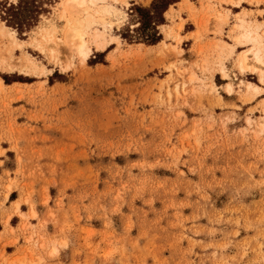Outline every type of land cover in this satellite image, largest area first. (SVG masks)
<instances>
[{"label":"rangeland","instance_id":"374dc122","mask_svg":"<svg viewBox=\"0 0 264 264\" xmlns=\"http://www.w3.org/2000/svg\"><path fill=\"white\" fill-rule=\"evenodd\" d=\"M62 1L0 17V264H264V0H178L156 44L153 0H96L86 61Z\"/></svg>","mask_w":264,"mask_h":264},{"label":"trees","instance_id":"16d2710c","mask_svg":"<svg viewBox=\"0 0 264 264\" xmlns=\"http://www.w3.org/2000/svg\"><path fill=\"white\" fill-rule=\"evenodd\" d=\"M46 1L50 0H19L17 3H5L0 7V17L6 21L8 26L18 30L19 33L29 31L35 26L40 15L49 11L45 7ZM178 0H153L150 6H138L131 8L132 14L138 15L140 26L137 31L142 30L143 37L137 38L149 44H156L162 39L158 31L159 25L166 23L165 13ZM131 34V37H130ZM132 40V33L123 35Z\"/></svg>","mask_w":264,"mask_h":264},{"label":"bare ground","instance_id":"6f19581e","mask_svg":"<svg viewBox=\"0 0 264 264\" xmlns=\"http://www.w3.org/2000/svg\"><path fill=\"white\" fill-rule=\"evenodd\" d=\"M95 1L96 0H63L62 1V7H63L62 13H63V16L67 19V25H66V29L64 31L63 39H64V41L70 43L75 48V50L80 54V56L83 58L84 61H86L91 54V48L89 47L88 40H87V34H88L87 28H88V24L90 22L87 20H88V17H91V19L96 18L97 16L95 14L100 13L99 9H95V12L91 11V9H93L92 4H95ZM103 10L107 13H110L113 11L108 6H105L103 8ZM80 12H84L85 14H87V16L86 17H80V15L79 16L75 15V14L80 13ZM71 14H73V15H71ZM86 22H89V23L86 25L85 24ZM9 29H11V28L7 27L3 22H2V24H0V32L3 34L6 33V35H9V38L11 39L13 44H17V45L21 46L22 43L15 36V31L12 29L11 30H9ZM54 31H55V29L53 30V34L47 33L46 37L48 38V40L53 39V37L55 36ZM98 36L99 35L97 33L95 36L96 40L99 38ZM245 37H250L248 32L245 33ZM248 39H250V38H248ZM100 45L103 48L105 47V44H103V43H101ZM262 55L263 54H261L260 49L253 50L251 54L245 53L242 57L241 63L250 65L249 60L252 59L254 61L253 65L258 67L259 64H262L264 62ZM259 66H261V65H259ZM259 68L261 69V67H259ZM262 74H263V71H262ZM249 83H250L249 84L250 86L253 85L252 82H249Z\"/></svg>","mask_w":264,"mask_h":264},{"label":"snow or ice","instance_id":"6c2138e0","mask_svg":"<svg viewBox=\"0 0 264 264\" xmlns=\"http://www.w3.org/2000/svg\"><path fill=\"white\" fill-rule=\"evenodd\" d=\"M134 26H135V22H133Z\"/></svg>","mask_w":264,"mask_h":264},{"label":"crops","instance_id":"0c3cea01","mask_svg":"<svg viewBox=\"0 0 264 264\" xmlns=\"http://www.w3.org/2000/svg\"><path fill=\"white\" fill-rule=\"evenodd\" d=\"M13 202V200H11Z\"/></svg>","mask_w":264,"mask_h":264}]
</instances>
